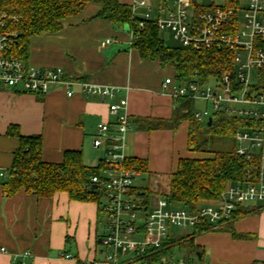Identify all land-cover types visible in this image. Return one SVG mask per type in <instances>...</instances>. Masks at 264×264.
Segmentation results:
<instances>
[{
    "label": "crops",
    "instance_id": "crops-1",
    "mask_svg": "<svg viewBox=\"0 0 264 264\" xmlns=\"http://www.w3.org/2000/svg\"><path fill=\"white\" fill-rule=\"evenodd\" d=\"M119 1L130 7L133 2ZM152 3L155 8L159 5L158 0ZM100 10V5L89 3L80 15L64 23L60 33L31 39L27 63L39 69L62 68L76 83L74 96L67 97L64 90L47 95L0 92V172L9 173L19 147V139L7 135L14 126L22 136L43 137L44 163L59 164L67 151H81L86 166H101L104 153L95 150L93 142L101 123L115 124V117L109 113L112 102L85 94L84 83L119 88V96L127 98L129 158L146 160L148 174L168 176L174 171L168 162L170 147H176L181 137L188 142V125L182 124L176 132H148L140 123L171 119L178 100L163 85L166 79L174 78V73L158 62L142 60L132 48V34L95 18ZM107 40L112 43L102 46ZM8 177H0V250L5 249L0 252V264H82L101 259L102 216L97 203L72 201L65 193L41 199L25 189L6 197L2 184ZM247 209L259 214L234 223V234L244 238L230 231L194 237V244L202 248V261L204 245L211 244L216 260L209 264H264V205ZM194 231L186 235L187 239Z\"/></svg>",
    "mask_w": 264,
    "mask_h": 264
},
{
    "label": "built area",
    "instance_id": "built-area-1",
    "mask_svg": "<svg viewBox=\"0 0 264 264\" xmlns=\"http://www.w3.org/2000/svg\"><path fill=\"white\" fill-rule=\"evenodd\" d=\"M202 1L172 0L170 9L168 0H158L157 8L151 0H133L132 20L142 29L151 24L159 31H170L183 48L232 54L234 69L222 77L207 81L198 77L186 84L169 78L163 89L176 101L187 98L205 104L201 111H194L200 123L217 115L250 121L236 134L237 154L251 167L257 161L259 171L255 174L250 168L247 183L228 187L221 202L204 205L196 213L172 209L174 203L167 197L145 198L136 191L142 173L127 165L126 142L131 130L127 98L119 96V88L82 84L85 94L111 101L109 113L115 117L114 125L104 122L97 127L93 142L94 149L104 153L100 174L91 180V189L97 186L95 191L101 197L99 209L105 221L100 238L102 257L82 264H197L175 253L187 236H175L173 228L196 230L206 223L217 231L239 208L264 205V94L253 90V78L258 80L264 72V0ZM137 8L145 11L143 16H136ZM12 22H19L18 17L0 13V89L31 95L64 90L67 97H73L76 83L62 68H35L11 55L19 41V34L9 27ZM111 43L107 40L102 46ZM8 175L0 172L1 178Z\"/></svg>",
    "mask_w": 264,
    "mask_h": 264
},
{
    "label": "trees",
    "instance_id": "trees-1",
    "mask_svg": "<svg viewBox=\"0 0 264 264\" xmlns=\"http://www.w3.org/2000/svg\"><path fill=\"white\" fill-rule=\"evenodd\" d=\"M89 3L101 6L95 18L122 28L128 26L133 36L132 48L138 52L140 58L148 62H158L163 69L171 68L174 80L180 84L198 81V77L201 81L220 78L234 69L232 54L224 50L198 52L181 47L167 48L159 38V29L151 24L146 28H139L132 20V8L119 0H0V13L7 12L19 19V22L9 25L11 30L19 34V41L11 55L27 63L32 38L60 33L64 23L80 15ZM257 81L253 90L264 94V72L259 73ZM194 111L195 102L183 98L178 100L171 119L140 121L141 127L148 132H176L182 124L188 125L187 150L197 156L178 160L175 171L168 175L169 189L166 197L192 213L198 212L205 203L220 201L228 187L247 183V171L250 168L255 174L259 171L257 161L251 167L250 162L237 154L236 134L247 128L250 121L217 115L209 127L207 123H200L194 118ZM7 135L18 138L19 147L13 155L9 177L2 184L6 197L25 189L41 199H50L65 193L72 201L94 202L100 206L101 197L98 191L91 189V180L100 174L101 166H86L81 151H67L59 164L44 163L41 160L42 136H22L16 126L10 127ZM127 165L143 174L149 173L146 160L129 158ZM149 190L141 187L136 189L147 198L152 194ZM247 213V208L242 207L232 218ZM99 214L103 216L101 211ZM209 229L206 223L198 226L190 239L186 237L181 241L180 247L186 248L190 254H200L202 261L201 248L194 244L193 239ZM226 230L234 234L233 226ZM234 236L245 237L237 234Z\"/></svg>",
    "mask_w": 264,
    "mask_h": 264
},
{
    "label": "rangeland",
    "instance_id": "rangeland-1",
    "mask_svg": "<svg viewBox=\"0 0 264 264\" xmlns=\"http://www.w3.org/2000/svg\"><path fill=\"white\" fill-rule=\"evenodd\" d=\"M154 1V0H152ZM202 1V0H200ZM205 3V1H202ZM154 3V2H153ZM243 3H246V0L243 1ZM154 5V4H153ZM168 7L170 9L173 8L172 6V0H168ZM145 13L144 10L140 9V8H137L136 9V16L137 17H141L143 16ZM155 14V13H154ZM159 38L165 43L166 47L169 48V49H178V48H183L181 46V44L174 38V35L170 32V31H160L159 32ZM170 72H172V69L171 68H167ZM257 81V79L254 77L253 78V84H255ZM258 82V81H257ZM13 89H0V92H5V91H10L12 92ZM15 91V90H14ZM205 104L203 103H197L196 105V111H201L202 109L205 108ZM183 133V132H182ZM172 147H170V155L168 157V162H169V166H172V171L176 169L177 167V164H178V160H179V156L180 158H186V157H196L197 155H193L191 154L190 152H188L187 150V141L186 139H183V137H181V140L178 141L176 147H173V144H171ZM225 149H227V147H225ZM166 156V155H165ZM136 186L137 187H141V188H144V189H150L149 192L152 193L150 195L149 198L151 199H154V198H165L166 197V194L168 193V189H169V178L168 176H165V175H154V174H142L141 177L139 179L136 180ZM225 194V192L222 194L221 196V200H222V197L223 195ZM147 198V197H145ZM220 201H217V202H209V203H205L204 205H215V204H218ZM172 209H181L182 206L178 205V204H174L173 206H171ZM250 210V209H249ZM248 211L247 214L245 215H242V216H235L234 218H232V220L229 222V223H226L225 225H223L220 229H221V232H218L219 230L217 231H212L211 229L206 231L205 233L203 234H200L198 236H201L203 235V237H205L204 235H220L224 232H228L226 229L228 227H231L234 225V223L236 222V220L238 219H241V218H244V217H250V216H254V215H258V211ZM100 226H101V230H100V235H103V232H104V225H105V221H104V217L102 216L101 219H100ZM194 230L193 229H188V230H182V229H179V228H173L172 229V233L177 236V237H180V236H186V235H189L193 232ZM199 239V238H198ZM205 248H203L205 250V259L204 261H201L199 260V258L197 257V255H193V254H190L189 251L184 248V247H181L179 249H175V253L179 256H183V257H189L191 258L192 260H194L197 264H209V262L211 260L215 261L216 259L213 258V256H216L215 255V252L216 250L214 249V247L210 244V245H204ZM100 249H103L102 247H100ZM202 249V248H201Z\"/></svg>",
    "mask_w": 264,
    "mask_h": 264
},
{
    "label": "water",
    "instance_id": "water-1",
    "mask_svg": "<svg viewBox=\"0 0 264 264\" xmlns=\"http://www.w3.org/2000/svg\"><path fill=\"white\" fill-rule=\"evenodd\" d=\"M124 29L127 32H129V27L128 26H126ZM212 122H213V120L212 119H209L207 125L210 127L212 125ZM95 189H97V186H93V190H95ZM197 257L199 258V260H201V255L200 254H197Z\"/></svg>",
    "mask_w": 264,
    "mask_h": 264
}]
</instances>
